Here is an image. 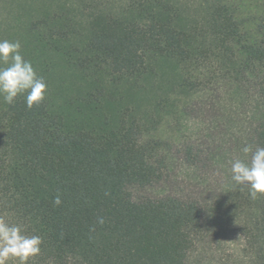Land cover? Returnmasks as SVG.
<instances>
[{
	"label": "trees",
	"instance_id": "obj_1",
	"mask_svg": "<svg viewBox=\"0 0 264 264\" xmlns=\"http://www.w3.org/2000/svg\"><path fill=\"white\" fill-rule=\"evenodd\" d=\"M0 9L12 19L8 40L48 84L31 109L24 96L0 98V216L42 237L28 264H189L207 206L133 189L164 181L173 144L154 134L173 98L195 88L187 74L198 63L250 77L264 104V22L248 31L232 0H0ZM250 134L253 151L264 147V116Z\"/></svg>",
	"mask_w": 264,
	"mask_h": 264
},
{
	"label": "rangeland",
	"instance_id": "obj_2",
	"mask_svg": "<svg viewBox=\"0 0 264 264\" xmlns=\"http://www.w3.org/2000/svg\"><path fill=\"white\" fill-rule=\"evenodd\" d=\"M240 8L246 29L256 31L264 22V0H232ZM9 13L0 9V39L13 30ZM194 85L174 97V107L154 134L173 144L169 169L162 183L133 189L135 198L175 193L207 206L202 227L195 235L189 264H261L256 241L259 194L251 199L246 186L231 179V161H250L242 148L252 145L250 132L264 116L256 82L236 75L220 63L206 60L187 74ZM191 145L198 164L185 161L184 146ZM225 203L217 209L216 202Z\"/></svg>",
	"mask_w": 264,
	"mask_h": 264
},
{
	"label": "clouds",
	"instance_id": "obj_3",
	"mask_svg": "<svg viewBox=\"0 0 264 264\" xmlns=\"http://www.w3.org/2000/svg\"><path fill=\"white\" fill-rule=\"evenodd\" d=\"M19 40L0 39V98L6 104H13L18 96H24L29 109L41 103L48 92L46 79L39 75L31 60L25 59ZM242 152L251 153L250 161L235 159L231 161V179L235 185L246 186L251 199L258 194L264 195V147L246 144ZM60 195L53 204L61 205ZM103 225L104 219L98 218ZM42 237L27 235L19 224L9 223L0 216V264H8L16 260L18 264H28L30 258L41 252Z\"/></svg>",
	"mask_w": 264,
	"mask_h": 264
}]
</instances>
